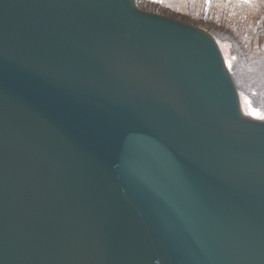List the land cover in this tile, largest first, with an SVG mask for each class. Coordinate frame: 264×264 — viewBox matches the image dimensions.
<instances>
[{
    "label": "water",
    "instance_id": "1",
    "mask_svg": "<svg viewBox=\"0 0 264 264\" xmlns=\"http://www.w3.org/2000/svg\"><path fill=\"white\" fill-rule=\"evenodd\" d=\"M173 18L0 0V264H264V117Z\"/></svg>",
    "mask_w": 264,
    "mask_h": 264
},
{
    "label": "rangeland",
    "instance_id": "2",
    "mask_svg": "<svg viewBox=\"0 0 264 264\" xmlns=\"http://www.w3.org/2000/svg\"><path fill=\"white\" fill-rule=\"evenodd\" d=\"M140 1H142L146 5H148L149 3H158L160 6L151 11L178 18L185 15L184 11L186 9H190L191 12L189 13V15L192 18H198V20L195 22L190 20L189 22L206 27H210L208 25V21H211L212 24H216L219 26L229 25L230 29L237 35L238 39L246 38L244 32L248 31L249 36L256 43V47L254 48L255 50H258L260 48V44L262 43V40L264 38V33L258 32V28L264 23V0H252L251 3H243L240 2V0H176V2H171L170 0ZM169 5H171L170 8H173V10L177 13H174L173 10H171L173 12L169 11ZM140 7L146 9V6H141V4ZM191 7L194 8L191 9ZM215 12H218L219 15L215 14ZM210 14L212 16H210ZM222 14H224V17L222 16ZM221 44H223L224 46L227 58L232 69L234 68L236 62V56L234 55L233 46L229 43ZM244 101L245 110L262 116L251 105L250 101Z\"/></svg>",
    "mask_w": 264,
    "mask_h": 264
},
{
    "label": "trees",
    "instance_id": "3",
    "mask_svg": "<svg viewBox=\"0 0 264 264\" xmlns=\"http://www.w3.org/2000/svg\"><path fill=\"white\" fill-rule=\"evenodd\" d=\"M170 1L176 2V0ZM148 5L150 10L160 6L158 3H149ZM170 6L171 5L168 7V9H170L169 11L173 10ZM192 8L194 7H191V9ZM175 12L176 11H174V13ZM184 12V16L174 18H178L180 19L179 21L182 20L184 23H187L190 20L194 22L198 20V18H192L189 15L191 12L190 9H186ZM215 14L219 15L218 12H215ZM210 16L212 15L210 14ZM222 16L224 17V14H222ZM208 25L210 26L208 32L220 45L221 43H229L233 46L236 62L234 68H228L238 89L240 100L242 98L244 100H248V102L250 101L251 105L258 111V113L264 116V38L260 44V48L255 50L254 48L256 47V43L249 36L248 31L244 32L246 38L238 39L237 35L232 32L229 25L219 26L212 24L211 21H208ZM258 32L264 33V23L258 28Z\"/></svg>",
    "mask_w": 264,
    "mask_h": 264
},
{
    "label": "clouds",
    "instance_id": "4",
    "mask_svg": "<svg viewBox=\"0 0 264 264\" xmlns=\"http://www.w3.org/2000/svg\"><path fill=\"white\" fill-rule=\"evenodd\" d=\"M139 2H140V4H141V6H146V9L150 10L148 5H146L145 3H143V2L140 1V0H139Z\"/></svg>",
    "mask_w": 264,
    "mask_h": 264
},
{
    "label": "snow or ice",
    "instance_id": "5",
    "mask_svg": "<svg viewBox=\"0 0 264 264\" xmlns=\"http://www.w3.org/2000/svg\"><path fill=\"white\" fill-rule=\"evenodd\" d=\"M240 2H243V3H251L252 0H240Z\"/></svg>",
    "mask_w": 264,
    "mask_h": 264
}]
</instances>
